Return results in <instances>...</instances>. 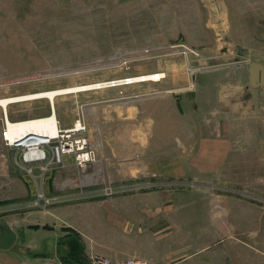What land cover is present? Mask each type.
Listing matches in <instances>:
<instances>
[{
	"label": "rangeland",
	"instance_id": "obj_1",
	"mask_svg": "<svg viewBox=\"0 0 264 264\" xmlns=\"http://www.w3.org/2000/svg\"><path fill=\"white\" fill-rule=\"evenodd\" d=\"M154 72L166 77L58 98L62 127L84 114L98 149L85 169L69 160L28 174L4 146L0 107V224L21 234L56 203L195 183L165 175L187 161L174 150H201L182 141L189 133L225 142L205 172L215 193L261 199L264 174L247 175V86L264 87V0H0V98ZM49 106L16 103L9 118ZM188 115L197 127L183 125Z\"/></svg>",
	"mask_w": 264,
	"mask_h": 264
},
{
	"label": "crops",
	"instance_id": "obj_2",
	"mask_svg": "<svg viewBox=\"0 0 264 264\" xmlns=\"http://www.w3.org/2000/svg\"><path fill=\"white\" fill-rule=\"evenodd\" d=\"M184 121L197 127L190 115ZM196 137L189 133L182 141L201 150H174L187 161L165 173L195 183L56 203L52 217L42 216L21 234L12 226L20 245L0 249V264H90L92 252L166 264H264V196L253 201L215 193L205 172L227 155L225 142ZM257 168L264 174V87L247 86V175Z\"/></svg>",
	"mask_w": 264,
	"mask_h": 264
},
{
	"label": "built area",
	"instance_id": "obj_3",
	"mask_svg": "<svg viewBox=\"0 0 264 264\" xmlns=\"http://www.w3.org/2000/svg\"><path fill=\"white\" fill-rule=\"evenodd\" d=\"M27 79L32 78L25 77L17 81ZM132 83L134 82L129 79L122 84ZM109 84L117 85L115 82ZM83 115L79 114L72 125L62 127L53 105H51L48 114L15 120L10 118L11 123L7 114H4L1 132L4 146L14 152L18 165L34 177L37 174L44 175L48 173L53 166H66L69 160H72L78 168L85 169L88 165L97 161L98 149L92 141L89 127ZM40 119L44 121L45 125L39 131L24 130V132H16L12 128L17 123L40 121ZM109 190L111 192V188H106V193ZM47 202H50V200L46 199ZM89 261L90 264H166L137 257L113 259L97 252L90 254Z\"/></svg>",
	"mask_w": 264,
	"mask_h": 264
},
{
	"label": "bare ground",
	"instance_id": "obj_4",
	"mask_svg": "<svg viewBox=\"0 0 264 264\" xmlns=\"http://www.w3.org/2000/svg\"><path fill=\"white\" fill-rule=\"evenodd\" d=\"M164 77H166V74H164L163 72H157V73L154 72V73H147V74H141V75H136V76L124 77V78L105 81V82H98V83L84 84V85H74V86H70L66 88L43 90L37 93H28V94H23V95L1 97L0 107L2 109L3 114H7V117L10 123H11V119L9 118V112L14 104L30 102L36 99H46L48 103L50 104V107L51 105L54 106L55 114L57 115V101H58V98L62 95L82 92L86 88L99 87V86L102 87L111 82L122 84L125 82V80H129V79L131 82L161 81ZM41 120L42 119H40V121H35V120L34 121H24L23 123H20V124L17 123L12 128H14V131L16 132H19V131L24 132V130L39 131V130H42V128H44L43 126L45 125V123H43L44 121H41Z\"/></svg>",
	"mask_w": 264,
	"mask_h": 264
},
{
	"label": "water",
	"instance_id": "obj_5",
	"mask_svg": "<svg viewBox=\"0 0 264 264\" xmlns=\"http://www.w3.org/2000/svg\"><path fill=\"white\" fill-rule=\"evenodd\" d=\"M254 79L255 77L252 76ZM18 234L7 222L0 224V249H10L16 243Z\"/></svg>",
	"mask_w": 264,
	"mask_h": 264
}]
</instances>
